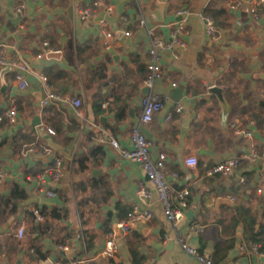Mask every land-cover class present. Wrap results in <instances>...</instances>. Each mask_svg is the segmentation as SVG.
<instances>
[{
  "label": "crops",
  "instance_id": "0c3cea01",
  "mask_svg": "<svg viewBox=\"0 0 264 264\" xmlns=\"http://www.w3.org/2000/svg\"><path fill=\"white\" fill-rule=\"evenodd\" d=\"M95 1L100 0H23L26 10L20 15L14 10V0H0V46L6 47L12 58L22 56L32 70L44 73L46 68L58 66L69 73L51 89L80 98L86 118L84 123L63 104L50 105L44 113L46 107H38L33 95L41 91L38 81L21 73L31 87L19 91L15 82L18 73L12 67L4 76L7 89L2 93L0 76V113L13 101L17 105L30 99L35 110L32 116L19 112L16 127L5 126L7 143L0 149V168L8 170L12 179L0 196H8L17 184L35 202L16 216H9L8 210L0 214V264H14L19 259L23 264L87 259L91 260L88 264H133L131 242L139 246L144 264H203L186 254L178 242L192 226L204 231L194 232L189 243L214 263L255 264L252 257L256 255L257 264H264L261 253L246 256L240 252L241 247L252 245L253 234L243 224H235L238 219L246 224L254 220L256 231H263L256 239H264V191H256L264 174V160L251 163L242 159L253 151L264 153V16H252L250 3L245 1L240 9L230 10L228 0H103L114 9L107 17L114 49L106 52L98 24L102 12L90 22L80 18V6ZM162 4L165 10L158 13ZM209 6L227 11L226 19L217 26L221 41L206 35L202 14ZM179 9L193 13L184 35L187 48L160 51L169 81L158 82L153 93L166 96L167 101L146 127L151 135L152 159L165 154L164 172L172 189L190 193L185 219L175 228L155 202V195L149 200L139 194L142 182L155 192L141 166L121 158L109 141L98 143L97 137L103 131L123 148H132L131 133L140 124L142 93L147 88L145 59L151 43L148 28H156V36L167 38L171 24L178 20ZM142 19L146 22L143 28L139 26ZM44 42L58 50V58L37 60ZM215 86L223 90L231 106L226 119L218 97L209 92ZM178 103L183 107L180 114L175 112ZM37 115L42 123L34 127L38 143L50 147L63 161L62 179L54 186L55 199L39 197L35 192L36 176L49 160L25 158L11 145L18 136V127ZM57 121L62 122L64 131L54 136L48 128L53 129L51 123ZM240 127L246 128L252 138L237 134ZM189 157L198 159L197 170L187 167L185 160ZM235 158L240 164L231 177L209 176L217 164ZM76 160H86L88 169L79 171ZM70 168L72 178L68 175ZM98 169L102 173L94 177L92 172ZM218 193L234 205L223 204L217 209ZM39 205L48 206V213L53 207L67 211L61 220H51V228H42V235L34 233L33 223L25 215L27 208ZM134 207L149 208L151 219L134 223L128 236L115 233L118 252L113 259L105 257L107 234L114 232L117 216L126 219ZM23 221L27 232L23 240H18L15 234ZM106 222L110 223L108 233L103 231ZM85 234L93 240H86ZM259 243L264 246V241ZM33 246L46 253L47 259L32 258ZM62 252L71 254L62 256Z\"/></svg>",
  "mask_w": 264,
  "mask_h": 264
},
{
  "label": "built area",
  "instance_id": "2783aa9c",
  "mask_svg": "<svg viewBox=\"0 0 264 264\" xmlns=\"http://www.w3.org/2000/svg\"><path fill=\"white\" fill-rule=\"evenodd\" d=\"M249 11L255 18L264 16V0H251L249 2ZM244 4V0H236L227 3V7L230 10L240 9ZM14 10L18 14H22L26 10V5L23 0H14ZM80 18L84 22H90L100 12L104 13V18L99 21V30L101 33V42L104 50L111 51L114 49L113 39L114 34L108 30L109 22L108 16H112L114 9L108 2L100 0L92 2L87 6H80L79 8ZM178 20L171 24L172 30L167 38L158 37L155 34L156 28H148V35L150 37V48L147 53L145 64L147 67V77L144 84L150 89V93L142 99L143 113L141 116L140 124L136 126L131 133L132 148H123L116 139L109 138L106 133L99 131L98 143L105 144L109 141L111 147L116 150L121 158L132 161L141 166L148 181L154 186V191H151L145 182L140 183L139 194L151 200L154 195L156 196V203L160 205L166 219L176 228L185 219V211L188 207V190L174 191L170 182L165 176V161L166 155L160 154L157 159H152L151 141L142 132L143 127L150 125L154 119L156 113H158L167 101L166 96H161L153 93L158 82L164 79L169 81L166 77L160 59V51L174 52L176 49L187 48V43L184 40L187 26L190 22V18L193 15L189 9H179L176 11ZM202 19L205 22L206 35L213 41H221L222 33L218 29L215 21L211 17H206L202 14ZM139 26L141 28L146 27L144 19L140 20ZM130 32L126 33V36H130ZM6 47L0 46V72L2 69L10 66L16 70L18 76L16 78V87L19 91H26L31 87L30 81L26 76L21 73H26L34 77L42 91L41 107H48L53 104L68 105L74 110L75 116L86 122V118L83 111V102L80 98L72 97L71 95H62L51 89L48 83L46 75L41 71H35L30 68L29 63L22 57L12 58V63H8V55L5 49ZM58 50L51 47L48 42L42 44V52L36 56L37 60H42L51 53H56ZM173 88L177 87L176 83H171ZM182 105L177 104L175 112L180 114L182 112ZM19 123V111L17 109L15 101L11 103V106L0 113V142L4 141L5 138V126L14 128ZM48 132L55 135V131L48 128ZM237 134L244 135L247 138H252V134L247 131L246 128L240 127L237 129ZM25 158H42L47 157L49 162L45 164L43 170L36 176L38 188L35 190L39 197L47 199H55L56 193L54 186L58 184L62 179L63 161L56 156L53 150L45 145H41L38 142H34L25 147L22 152ZM242 159L247 160L251 163H257L264 160V153H257L255 151L250 154L244 155ZM187 167L192 170H197L198 159L196 157H189L185 160ZM240 159H229L221 162L213 167L209 171L210 177H231L236 169L239 167ZM68 175L72 178L74 173L71 168L68 171ZM12 179V174L5 169L0 168V190L4 188L8 181ZM244 182V180H241ZM257 193L264 191V174L261 179V183L256 189ZM26 217H28L32 223L36 225H42L46 221V216L42 213L38 206L27 208L25 211ZM152 217L151 210L149 208L134 207L127 215L124 221L117 222L116 225L120 230V233L124 236H128L132 232L133 224L139 221H149ZM204 229L198 226H192L190 232L186 237H180L178 242L180 243L184 252L190 256L195 257L200 263L212 264L210 257L201 256L197 249L189 243V239L192 237L194 232H203ZM27 232V223L23 221L17 228L15 237L18 240H23ZM62 250L66 251L67 248L61 247ZM259 251V246L252 244L250 246H243L240 248V252L246 256H252ZM118 252V243L115 232L111 231L107 234V240L103 255L107 258L113 259ZM259 254V253H258ZM264 256V254H262ZM91 260L83 261H72L62 264H88ZM54 264V263H51Z\"/></svg>",
  "mask_w": 264,
  "mask_h": 264
},
{
  "label": "trees",
  "instance_id": "16d2710c",
  "mask_svg": "<svg viewBox=\"0 0 264 264\" xmlns=\"http://www.w3.org/2000/svg\"><path fill=\"white\" fill-rule=\"evenodd\" d=\"M231 1H236V0H228L227 2ZM203 15L206 17H211L214 19L215 23L217 26H221L223 21L227 17V11L224 8H217V7H212L209 6L207 7ZM53 48V47H52ZM44 74L47 77L48 83L51 87L56 86L61 80L67 78L69 76V73L65 72L58 66H51L45 69ZM59 93V92H57ZM61 94V93H60ZM17 109L20 113L22 114H28L29 116H32L35 114V110L33 109V100L30 99V101L26 100L23 103H17ZM47 107L44 109V113L47 111ZM51 123V122H50ZM53 125V130L55 131V135H60L64 131V127L62 122L57 121V123H51ZM73 124H76L73 123ZM54 135V136H55ZM38 142L37 141V136L35 134V128L31 126H26L24 129L18 130V136L15 137L14 139L11 140V145L15 151H21L25 149L26 146ZM7 143L6 141L0 142V149L4 146V144ZM97 150V149H96ZM74 162L78 163V170L79 171H85L88 169V162L86 160H76ZM80 187L84 188L85 185L80 184ZM28 199V195L26 191L20 187L17 184H14L10 190V194L8 196H0V214H3L6 210H8L9 216H16L24 211V209L20 208V205ZM42 213L46 216V221L42 225H36L32 224L34 226V233L42 235V228H51L53 223L51 220H61L63 217L67 216V211L63 209H58L57 207H53L50 212L48 213V206L45 205H39L38 206ZM128 215V213H127ZM126 215V216H127ZM127 218V217H126ZM125 219V218H124ZM123 217L120 215L117 216V221H123ZM109 222H106L103 231L105 233H108L111 231L109 228ZM236 225L238 224H243L245 226V229H248L251 234H253V237L251 238V243L250 244H256L259 246V251L258 253L264 254V246L262 247L259 242L264 241V239H256L257 236L262 235L263 231L262 229L260 231H256V222L252 220L251 222L248 221L246 224L245 222L243 223L241 220H236L235 222ZM92 239L90 236H87L85 234V239ZM261 240V241H260ZM20 241H16V244L18 245ZM233 247V244L230 245V248ZM130 249V254L132 258V263L133 264H144V258L139 254V246L134 245L132 242L129 245ZM32 252V258L34 256L35 259L38 261H44L47 259L46 253L42 252V250L37 247L33 246L30 249ZM0 253H2V246L0 245ZM212 264L214 263L213 259L211 258Z\"/></svg>",
  "mask_w": 264,
  "mask_h": 264
},
{
  "label": "water",
  "instance_id": "95a60500",
  "mask_svg": "<svg viewBox=\"0 0 264 264\" xmlns=\"http://www.w3.org/2000/svg\"><path fill=\"white\" fill-rule=\"evenodd\" d=\"M246 3H249L251 0H244ZM165 10V5H160L159 9H158V13H163ZM104 18V13L102 12L99 17H98V21H100L101 19ZM59 57V52L56 53H51L49 55H47L48 59H56ZM8 63L11 64L12 63V54L8 55ZM11 67L8 66L4 69H2V71L0 72V76H1V80H2V93H5L6 89H7V83L4 79L5 74L7 73L8 70H10ZM180 91V96H182V89H179ZM210 93L215 94L220 103L222 104L223 107V118L226 119L231 111V106L229 105L228 101L226 100L224 94H223V90L219 87H212L210 88ZM150 93V89L149 88H144L142 96H147ZM36 101H37V106L41 107V100H42V91L38 90L37 92L33 93ZM181 97L179 99H177V101H180ZM41 117L39 115L35 116L33 119L26 121L24 123V125H20L18 127V129H22L24 126H33V127H39L41 126ZM142 132L146 135V137L150 140L151 139V135L149 133V131L147 130L146 127L142 128ZM41 160L47 161L48 158L47 157H42L40 158ZM100 173H102V170L98 169V170H94L92 172L93 176L95 177L96 175H99ZM3 190H0V194H2ZM219 197L216 199L215 201V207L218 209L221 205L223 204H227V205H234L233 201L227 197L224 196H220V193H218ZM35 202L34 199H28L27 201H25L23 204L20 205V208L23 209L26 206H30L31 204H33ZM43 204H47L46 202H43ZM114 232L115 233H120V230L118 229L117 225H115L114 227ZM62 256H66V255H70L71 252H62L61 253ZM252 261L257 264L259 262V257L258 256H253L252 257ZM14 264H23L21 259H19L16 263ZM51 264V263H49ZM242 264V263H241Z\"/></svg>",
  "mask_w": 264,
  "mask_h": 264
}]
</instances>
